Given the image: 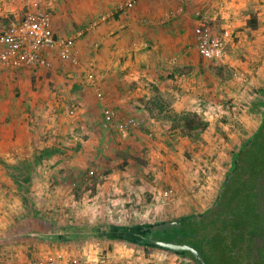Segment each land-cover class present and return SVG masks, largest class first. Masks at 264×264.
I'll list each match as a JSON object with an SVG mask.
<instances>
[{"label":"rangeland","instance_id":"374dc122","mask_svg":"<svg viewBox=\"0 0 264 264\" xmlns=\"http://www.w3.org/2000/svg\"><path fill=\"white\" fill-rule=\"evenodd\" d=\"M253 2L252 9L244 10L242 17H217L216 33L210 29L218 37H222L224 31L229 32L223 56L207 59L216 60V101L210 92L206 98L189 97L191 102L180 97L181 93L174 88L176 82L170 81L175 83L172 86L161 81L142 80L139 91L141 95L149 93V96L137 99L138 110L134 113L124 116L122 112L102 106H97L92 114L75 111L77 99H73L65 113L39 115L44 119V128L50 133L53 131V137L44 139V142L58 140L66 150L44 158L45 161L32 168L31 181L25 191L39 216L30 214V208L23 204L21 193L16 189L11 171L2 164L15 165L18 162L0 156V224H7L0 226V230L13 228L19 238L31 234L38 237L39 230L24 232L21 225L26 222L37 227L35 221L41 220L39 225L49 230L50 225L84 228L105 221L156 223L180 220L211 207L232 167L234 152L258 128L262 118L264 69L261 73L253 68L257 60L264 62V0ZM43 9L46 8H36L49 12V8ZM255 18L257 25L250 28L248 23ZM232 61H253L254 65L249 64L247 68L252 73L249 74L241 64L230 65ZM125 86L131 87L128 82ZM96 95L103 98L99 89ZM255 101L256 108L261 110L253 111ZM160 104L170 113L197 112L209 125L201 138L191 141L173 133L171 122L158 112ZM197 106L200 109L197 110ZM74 120L77 122L72 124ZM58 126L62 129L61 134H57L60 131ZM77 142L81 146L76 148ZM75 251L79 253L75 257L78 262L72 260L70 263L85 264L79 258L83 250ZM43 252L51 251L47 248ZM151 253L140 254L142 258L147 255L150 264L167 261L162 254L153 256ZM57 254L48 253L45 257L40 254L38 257ZM172 257L174 264H186L182 259L185 256L173 254ZM62 258L63 264V255ZM101 260L102 264L108 261L106 257Z\"/></svg>","mask_w":264,"mask_h":264},{"label":"crops","instance_id":"0c3cea01","mask_svg":"<svg viewBox=\"0 0 264 264\" xmlns=\"http://www.w3.org/2000/svg\"><path fill=\"white\" fill-rule=\"evenodd\" d=\"M253 1L137 0L126 6L127 0H0V31L19 23L28 11L38 7L49 8L56 37L83 31L75 41L71 59L60 57L54 49L48 54V67L0 71V156L18 165L32 163L45 147L62 149L58 140L44 142L53 137V131L44 128V119L39 115L65 113L73 99H77L75 111L89 114L97 106L122 112L124 116L136 112L137 99L149 96L139 91L142 80L170 85L175 84L170 81L176 82L174 88L185 100L206 98L212 92L210 96L216 101V60H207L198 53L195 28L202 23L216 33L217 17H242L244 10L252 9ZM247 62L232 61L230 65L241 64L251 74L247 68L254 63ZM263 63L257 60L254 71L262 73ZM125 82L131 87L127 88ZM97 89L103 98L97 97ZM58 130L57 134H61L59 126ZM76 144V148L81 146L80 142ZM54 229L55 226L50 231L55 232ZM49 234L41 232L37 236L44 239ZM0 248V264H23L53 252L64 256L63 264H71L72 260L77 263L76 249L83 250L79 258L85 264H102L104 257L108 261L103 264H150L147 255L145 260L140 254L147 252L165 256L167 261L163 264H174L175 260V253L170 251L116 240L58 243L51 239L38 241L32 234L19 238L13 228L0 230ZM47 248L51 252L44 253ZM182 259L191 264L187 257Z\"/></svg>","mask_w":264,"mask_h":264},{"label":"trees","instance_id":"16d2710c","mask_svg":"<svg viewBox=\"0 0 264 264\" xmlns=\"http://www.w3.org/2000/svg\"><path fill=\"white\" fill-rule=\"evenodd\" d=\"M257 21L250 20L248 26L256 27ZM259 104V103H258ZM254 102L253 111L256 108ZM159 114L171 122L173 133L188 137L191 141L201 138L209 123L197 112L183 111L170 113L163 104L159 105ZM261 121L258 128L234 152L230 175L223 181L214 204L200 213H191L180 219L181 229L168 233L164 240L185 243L195 247L204 257L207 264H264V101L262 103ZM175 135V134H174ZM175 137L172 136V139ZM79 147V146H78ZM64 153L65 149L45 147L40 151V157L31 162H20L18 165L3 163L10 170L12 178L21 193L22 202L31 210L30 214L38 215L37 208L29 201L27 187L31 181L32 168H35L43 158ZM39 216V215H38ZM41 217V216H40ZM42 219V218H41ZM44 220V219H42ZM41 222V220H40ZM35 227L34 223H23L25 231H49L54 225ZM123 224L110 221L101 222L87 227L64 226L57 227L54 234L44 239L58 243L82 242L83 240H116L144 247L157 248L133 242L134 236H127L121 231ZM40 227V228H39ZM85 230L84 232H81ZM92 232H90V231ZM153 237L162 239L155 232ZM31 240V238H27ZM194 264H198L194 255L186 251L183 255Z\"/></svg>","mask_w":264,"mask_h":264},{"label":"built area","instance_id":"2783aa9c","mask_svg":"<svg viewBox=\"0 0 264 264\" xmlns=\"http://www.w3.org/2000/svg\"><path fill=\"white\" fill-rule=\"evenodd\" d=\"M136 1L127 0L126 6H132ZM82 33L83 31H78L72 36L56 37L51 14L47 11L30 10L19 23L0 31V71L48 67L51 64L48 54L54 49L59 51L60 57L71 59L72 48ZM195 35V46L203 58L218 59L223 56L228 31L218 37L201 23L195 28ZM62 259V254H57L46 258H32L25 264H62Z\"/></svg>","mask_w":264,"mask_h":264},{"label":"water","instance_id":"95a60500","mask_svg":"<svg viewBox=\"0 0 264 264\" xmlns=\"http://www.w3.org/2000/svg\"><path fill=\"white\" fill-rule=\"evenodd\" d=\"M230 173L231 172H228L227 177ZM120 229L124 232L127 238L129 236H134L135 239L133 242L135 243L151 245L177 255H183L186 251H190L194 255L198 264H207L203 255L192 245L164 240L168 233L181 229V221L179 219L164 220L156 223L123 224ZM155 232H157L158 236L162 239L154 238L153 234Z\"/></svg>","mask_w":264,"mask_h":264},{"label":"flooded vegetation","instance_id":"af4514ba","mask_svg":"<svg viewBox=\"0 0 264 264\" xmlns=\"http://www.w3.org/2000/svg\"><path fill=\"white\" fill-rule=\"evenodd\" d=\"M160 237V236H159Z\"/></svg>","mask_w":264,"mask_h":264}]
</instances>
